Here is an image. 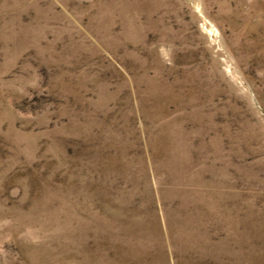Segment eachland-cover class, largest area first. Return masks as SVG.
I'll list each match as a JSON object with an SVG mask.
<instances>
[{
    "label": "rangeland",
    "instance_id": "rangeland-1",
    "mask_svg": "<svg viewBox=\"0 0 264 264\" xmlns=\"http://www.w3.org/2000/svg\"><path fill=\"white\" fill-rule=\"evenodd\" d=\"M0 264H264V0H0Z\"/></svg>",
    "mask_w": 264,
    "mask_h": 264
}]
</instances>
